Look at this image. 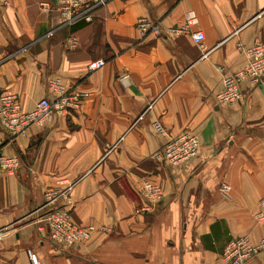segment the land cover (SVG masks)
I'll use <instances>...</instances> for the list:
<instances>
[{
    "label": "crops",
    "instance_id": "0c3cea01",
    "mask_svg": "<svg viewBox=\"0 0 264 264\" xmlns=\"http://www.w3.org/2000/svg\"><path fill=\"white\" fill-rule=\"evenodd\" d=\"M46 4L55 0L0 3V92L16 91L28 111L44 96L60 99L49 87L58 78L70 97L25 136L0 125L4 151L20 161L15 173L0 171V263L31 264L32 249L39 264H228L233 238L258 242L264 77L244 80L232 104L217 94L219 66L243 68L246 49L264 40V0H108L83 25H65ZM190 11L204 48L191 33L144 37L137 27L143 16L180 25ZM98 58L105 65L88 70ZM155 121L197 135L199 153L179 164L156 159L164 137ZM62 178L75 182L74 222L95 226L70 247L51 240L40 209ZM146 178L163 196L143 211ZM244 264H264V249Z\"/></svg>",
    "mask_w": 264,
    "mask_h": 264
},
{
    "label": "built area",
    "instance_id": "2783aa9c",
    "mask_svg": "<svg viewBox=\"0 0 264 264\" xmlns=\"http://www.w3.org/2000/svg\"><path fill=\"white\" fill-rule=\"evenodd\" d=\"M108 0H55L54 6L46 4L48 9L54 8L63 19L65 25L77 22H92L95 19L97 8L105 4ZM3 5H9V0H0ZM198 17L195 12L186 14L185 21L176 26L163 27L159 20L143 16L138 19L137 27L142 36L154 34L164 36L177 33H191L192 38L200 47H205V33L201 29H194ZM72 45L77 44V38H71ZM249 56L248 63L241 69L228 73L224 66H219L222 72L221 89L217 94V100L221 104H232L242 98L241 84L244 80L259 81L264 77V40L254 43L247 49ZM106 63L105 59L98 58L88 63L90 71L101 68ZM128 74L120 75L119 79L124 81ZM49 87L53 92L58 93L60 99L52 100L48 96L40 98L31 110H24L20 95L13 90L0 92V125L4 130L16 137L27 135L28 128L33 124L44 123L51 119L57 111H64L70 104L68 88L60 79H50ZM86 95L80 93L79 96ZM155 130L164 137L163 146L156 152V159L167 160L171 164H179L199 153L200 141L197 135L191 132L173 134L160 121L154 122ZM20 167L18 156L8 155L0 140V171L15 173ZM74 181L62 178L57 181V185L45 192V202L40 209H45L43 222L48 228L51 240L55 243L70 247L79 241L88 240L95 231L94 225H79L72 219L71 208L68 206L72 202L71 190ZM140 191L146 198L147 203L141 209L149 210L163 196V189L159 182L146 178L143 180ZM260 208L256 213L257 221L264 227V195L260 198ZM264 249V235L258 242H253L247 235L233 238L223 252V259L228 264H244L252 258L258 251ZM28 256L31 264H39V258L35 251L28 249ZM0 264H16L12 261H2Z\"/></svg>",
    "mask_w": 264,
    "mask_h": 264
},
{
    "label": "trees",
    "instance_id": "16d2710c",
    "mask_svg": "<svg viewBox=\"0 0 264 264\" xmlns=\"http://www.w3.org/2000/svg\"><path fill=\"white\" fill-rule=\"evenodd\" d=\"M77 25H83V22H81V23H78Z\"/></svg>",
    "mask_w": 264,
    "mask_h": 264
}]
</instances>
